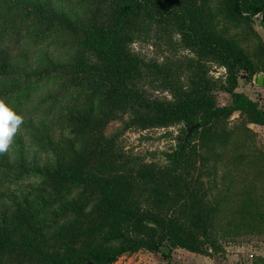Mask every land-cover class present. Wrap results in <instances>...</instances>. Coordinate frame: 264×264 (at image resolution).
<instances>
[{
	"label": "trees",
	"instance_id": "1",
	"mask_svg": "<svg viewBox=\"0 0 264 264\" xmlns=\"http://www.w3.org/2000/svg\"><path fill=\"white\" fill-rule=\"evenodd\" d=\"M43 1L0 0V13L33 46L60 41L65 51L30 72L14 69L0 52V100L15 113L51 83L55 88L39 100L73 95L80 106L56 120L68 143L58 153L46 143L51 161L41 166L0 153V264H111L122 254L161 247L163 256L172 248L208 256L223 208L211 193L223 154L229 152L237 162L232 165L247 164L231 149L234 131L226 120L236 113L245 127L264 125L262 99L234 89L238 77L264 72V43L258 40L249 53L228 30L250 27L255 15L264 28V0H90L77 18ZM148 30L178 34L181 46L196 56L185 59V82L178 69L130 50L133 38ZM205 60L226 69L223 82L208 77ZM144 78L158 82L171 99L147 96ZM216 87L229 95L227 103L217 104ZM121 115H127L125 126L196 127L185 143L162 152V163H150L120 155L113 138L102 134ZM193 164L196 170L184 173ZM258 164L250 188L240 195L232 187L225 199L230 204L224 217L234 215L230 223L264 224V196L253 186L264 173V163ZM28 179L43 198L20 189Z\"/></svg>",
	"mask_w": 264,
	"mask_h": 264
},
{
	"label": "rangeland",
	"instance_id": "2",
	"mask_svg": "<svg viewBox=\"0 0 264 264\" xmlns=\"http://www.w3.org/2000/svg\"><path fill=\"white\" fill-rule=\"evenodd\" d=\"M41 1V0H38ZM90 0H45L43 2L54 9L58 14H66L69 18L81 17L85 13L86 4ZM95 4V0H94ZM8 17L0 13V52L7 53L10 58V65L17 70L30 72L41 67L49 60L55 61L65 51V48L59 46L60 41H56L48 47L41 45L33 46L31 41L27 40V33L17 31L16 26L6 25ZM233 35L238 45L252 53L258 40L264 43V28L261 25L259 15L252 17L250 27L234 28L228 30ZM179 35L171 33L166 36L161 32L147 31L143 36H135L129 44L130 50L144 61H155L161 65H169L177 70L179 79L185 82L187 71L185 70V59L187 57L196 58L187 49L179 43ZM53 43V44H54ZM203 65L208 77L213 80L224 81L226 69L214 61H203ZM263 74L262 84L255 82L256 75ZM249 80L238 77L234 89L240 90L250 98L259 97L264 106V72H258ZM4 82L0 81V86ZM158 82H151L144 78L141 88L144 93L152 98L160 100H170V94L159 88ZM55 86L47 84L44 89L39 90L32 97L25 99L20 109L15 112L21 116L23 123L19 126L16 134L13 136L12 143L6 151L8 157L13 160L23 162H33L38 165H44L45 162L52 160V153L47 152V144H50L53 153H58L59 149L68 143L67 135L60 129L56 120L66 113L79 108L80 104L76 97L67 95V97L57 98L55 100L43 102L39 100L47 95ZM217 98V104L222 105L229 101V95L218 87L214 90ZM72 97V98H69ZM127 115H121L118 118L107 122L102 127V134L105 137H112L114 147L119 154L125 153L132 155L144 162L162 163L163 151H170L177 146L175 138H182L184 133L181 131L180 123H172L166 126H151L139 128L136 126H125ZM241 119L237 114H232L226 120V127L233 129L231 139V149L237 155L244 156L241 163H247L243 168L232 165L235 162L229 152H224L221 163V176L217 182L215 193L222 199L221 211L218 215L215 232L214 247L210 246L207 250L208 256L186 251L182 248H172L167 256L161 255L160 251H166L161 247L158 252H149L140 249L133 253L120 255L111 264H251L257 258L264 259V224L258 223L255 226L244 224L245 222H232L234 215H227L225 203L226 197L230 191L244 193L251 185V179L257 171L256 166L264 163V125L256 126L254 124L242 125ZM190 134V133H189ZM189 136V135H188ZM195 141L194 136L191 137ZM257 163V164H254ZM196 165L189 166L184 173L192 174L196 170ZM262 169L264 170L263 166ZM220 173V172H219ZM260 183H254L257 194L264 196V173L260 175ZM34 179L24 181L20 187L23 191H31L30 198L44 196L32 191ZM230 189L228 190V188ZM229 221V222H228ZM245 225L247 227H245ZM101 234H96L94 242L99 240ZM205 257V258H204Z\"/></svg>",
	"mask_w": 264,
	"mask_h": 264
},
{
	"label": "clouds",
	"instance_id": "3",
	"mask_svg": "<svg viewBox=\"0 0 264 264\" xmlns=\"http://www.w3.org/2000/svg\"><path fill=\"white\" fill-rule=\"evenodd\" d=\"M22 123V117L16 115L2 100H0V153L8 150L12 143L13 136Z\"/></svg>",
	"mask_w": 264,
	"mask_h": 264
},
{
	"label": "water",
	"instance_id": "4",
	"mask_svg": "<svg viewBox=\"0 0 264 264\" xmlns=\"http://www.w3.org/2000/svg\"><path fill=\"white\" fill-rule=\"evenodd\" d=\"M262 78H263V74L258 73L256 75L255 82L257 84H262ZM182 127L184 129V135H183V137L182 138L176 137L175 140L176 141H181V143H185L186 140H187V138H188L189 133L191 132V130L193 128L196 127V124H194V125H186L185 123H182ZM83 264H92V262L91 261H85Z\"/></svg>",
	"mask_w": 264,
	"mask_h": 264
},
{
	"label": "crops",
	"instance_id": "5",
	"mask_svg": "<svg viewBox=\"0 0 264 264\" xmlns=\"http://www.w3.org/2000/svg\"><path fill=\"white\" fill-rule=\"evenodd\" d=\"M205 258V257H204ZM203 263L202 264H205L206 263V261H202Z\"/></svg>",
	"mask_w": 264,
	"mask_h": 264
}]
</instances>
